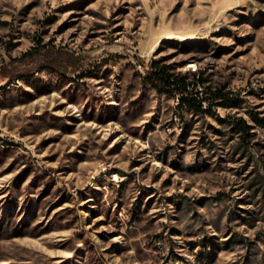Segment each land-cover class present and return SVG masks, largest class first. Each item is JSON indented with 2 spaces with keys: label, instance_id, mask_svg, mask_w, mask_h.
<instances>
[{
  "label": "rangeland",
  "instance_id": "374dc122",
  "mask_svg": "<svg viewBox=\"0 0 264 264\" xmlns=\"http://www.w3.org/2000/svg\"><path fill=\"white\" fill-rule=\"evenodd\" d=\"M39 42L75 69L23 59ZM256 117L264 0H0V264H264Z\"/></svg>",
  "mask_w": 264,
  "mask_h": 264
},
{
  "label": "trees",
  "instance_id": "16d2710c",
  "mask_svg": "<svg viewBox=\"0 0 264 264\" xmlns=\"http://www.w3.org/2000/svg\"><path fill=\"white\" fill-rule=\"evenodd\" d=\"M112 56H119L113 54ZM23 59H30L40 66H49L64 74L72 72L74 68V61L69 56L60 54V50L53 46H46L39 42L38 45L32 46L22 55ZM146 79L151 85L161 93L167 95L177 96L181 106H187L198 111H204V102L207 98L200 97L199 91L195 90V82L186 80L183 75L175 74L172 71V66L169 64L153 63L146 69ZM211 98L214 104L225 105L232 101V97L221 89H216L211 92ZM264 124V118L256 117ZM235 122L243 132V139L248 140L250 136V125L244 118H237Z\"/></svg>",
  "mask_w": 264,
  "mask_h": 264
}]
</instances>
